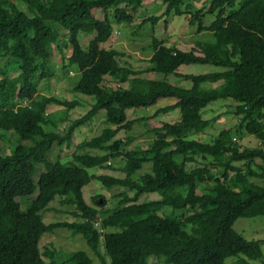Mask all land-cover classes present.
<instances>
[{
    "label": "trees",
    "instance_id": "obj_1",
    "mask_svg": "<svg viewBox=\"0 0 264 264\" xmlns=\"http://www.w3.org/2000/svg\"><path fill=\"white\" fill-rule=\"evenodd\" d=\"M144 1L0 0V129L19 140L10 153H0V264H57V251H42L41 239L58 229L81 235L96 255L103 246L102 264H147L151 255L157 264H227L232 257L264 263V240H249L234 229L239 218L264 217V184L253 181L264 182V0H212L202 7L194 0H162L164 11L144 18L135 33L148 39L142 50L151 53L148 65L137 69L125 52L101 45L114 34L111 10L116 24L129 26ZM173 16L188 17L189 25L211 32L213 40L190 41L185 50L157 38L156 27L166 31ZM144 27L150 31L143 35ZM80 33L94 35L86 49ZM191 64L219 69L180 72ZM151 72L163 78L144 76ZM108 76L116 87L105 84ZM53 78L74 81L72 93L93 96L85 115L70 120L65 113L61 122L49 112L52 106L68 111L82 104L42 94L41 81ZM185 80L190 88L179 84ZM161 98L177 101L153 116L128 117V110ZM220 99L236 102L237 125L209 142L191 138L212 125L204 111ZM175 109L178 121L155 120ZM100 111L107 123L100 134L75 144L69 157L46 158L56 144L71 147L76 130ZM64 121L69 124L60 131ZM137 123L152 138L145 148L134 145L137 137L129 133ZM122 130L130 136L118 137ZM242 135L256 137L260 145L242 146ZM145 164H151L147 171ZM97 168L124 176L93 173ZM92 181L126 190L113 208H106L101 193L90 204L84 188ZM35 193L23 209L18 198ZM154 193L160 198H141ZM57 198L73 208L77 220L45 222L43 214ZM69 261L94 264L85 250Z\"/></svg>",
    "mask_w": 264,
    "mask_h": 264
},
{
    "label": "rangeland",
    "instance_id": "obj_2",
    "mask_svg": "<svg viewBox=\"0 0 264 264\" xmlns=\"http://www.w3.org/2000/svg\"><path fill=\"white\" fill-rule=\"evenodd\" d=\"M212 0H194L195 4L198 7H202L205 5H208ZM165 9V5L163 4L162 0H145L143 6L138 10V12L135 14V21L132 23V25H125L116 24L113 16V9L111 10L110 19L114 26V34L113 39L108 43V45L112 44L116 45V48L120 50H125L127 52L129 51H138L139 54H135L136 59H132L131 61L137 64V66L145 67L148 65L147 60V52L144 54L143 47L146 46L148 39L142 38L140 35H136L138 32H140L141 23L144 18L147 16H150L152 14L159 15L161 14ZM98 18H104L103 14L98 12L97 13ZM211 20V17L206 18L207 25L209 21ZM116 29H119L122 33L121 35L116 33ZM150 31V28H143L142 34L148 33ZM136 33V34H135ZM151 35V33H150ZM149 35V36H150ZM156 37L159 39H163L165 41H168L169 43H174L177 41L179 45L184 47L185 50H189L187 46H183V42H194L197 41H208L213 40V34L211 32H204V33H198L197 32V26L189 25L188 17L186 16H173L169 19V27L165 31L163 30L162 26L156 27ZM89 36V37H88ZM146 36V34H145ZM94 37V35H86L85 33H80L79 40L83 46L84 49L87 48L89 41ZM106 46V45H105ZM55 55L59 58L58 55V49L56 45L54 46ZM71 49L70 47L66 48V52L70 53ZM140 56L144 59L142 60ZM141 61V62H140ZM60 67V66H59ZM180 71L183 73H190V74H202L207 72H212L218 70L219 68H215L211 65H202V64H191V65H182L180 68ZM14 74V72H12ZM16 74V73H15ZM58 74L62 75L63 72H58ZM71 75L74 74V72L70 73ZM145 76H148V74H145ZM158 77L159 79H162L163 76L158 73H153L149 77ZM74 85V81H73ZM68 80L58 81L55 78L50 80H43L40 84V90L42 94L50 95L53 94L57 97L66 99V100H73V99H79L82 101L80 106L66 110L62 106H52L50 110L52 112L56 113V117L59 121L63 122L61 118H63V115L66 113L70 120L77 119L83 115L86 114V112L91 108V104L94 103L93 96L88 95H81L72 93L70 91V87L73 86ZM123 85V84H122ZM217 85V84H216ZM113 86H117L116 84H113ZM47 87V88H46ZM89 103V104H88ZM167 102L161 101L158 105L159 106H165ZM236 102L228 99V100H217L213 103H211L204 111V118L212 119V125L201 134H195L190 136L191 138L200 139L205 142L212 141L218 133L226 128L234 127L237 125V117L234 113V106ZM156 106H150L149 107H140L138 110H128L127 114L130 119H135L137 117H149L148 115H151L153 112H155L152 108ZM181 117L180 110L176 109L173 111H170L168 113H160L155 116L156 121H162V122H168V123H174L178 121ZM65 123V121H64ZM62 124V123H61ZM69 122L65 125H61V128L59 130H64V126L68 125ZM107 127V123L105 121V111H100L98 115L88 124L79 127L75 132V137L73 140V145L71 147H68L67 145L58 146L57 144L54 146L53 151L49 152L47 155L48 160H53L56 158L52 157H60V158H66L69 157L70 154L75 149V144L78 142H81L83 140H89L92 137L98 135L101 133L103 128L105 129ZM137 137V141L134 142V145H138L141 147H147V145L151 142L152 138L148 137L146 134V127H144L143 123H137L135 127L133 128L132 132H129ZM128 131L122 130L119 132L118 137L120 138H127L129 137ZM13 134H8V132L0 129V153L8 154L12 151L13 147L18 144L19 140L18 137H13ZM237 141L245 147H254L259 146L260 141L252 136V135H242L237 136ZM75 142V143H74ZM26 144H30L29 141H24ZM49 155L51 158H49ZM62 162H67V160H62ZM114 163V162H113ZM116 164V161H115ZM151 164H145L143 171H147L148 168H150ZM193 166V165H191ZM189 165V167H191ZM44 165L39 164L38 169L44 170ZM94 171L93 173L96 174H109L114 175L118 177H123L124 174L120 173L119 171H114L113 169L110 171L104 170L102 168L92 169ZM109 172V173H106ZM38 174L36 173V178ZM254 182L258 184H264V182L261 179H253ZM98 181H92L90 184H88L84 188V194L87 199V201L90 204L92 203V197L96 194H103L107 198V205L106 208H113L115 204L118 203L119 197H117V194L120 192L126 190L125 188L120 187H113L112 189H107L104 186L99 184ZM203 190H198V192L201 194ZM130 196L133 195L132 192L129 191ZM37 197V193H35L31 197H24V198H18V202L22 206L23 209H26L28 204L32 202ZM142 200L144 199H158L160 198V195L158 193L154 194H143ZM60 199L57 198L55 201L51 202L50 208L48 211H46L43 214L44 220L47 223L56 222V221H68L73 222L76 219V217L73 216L71 213L73 211V208L67 207L65 205L60 204ZM169 210L171 208H168ZM234 229L242 234L245 238L249 240H264V217L257 216L253 218H239L234 223ZM46 248H49L50 250H56L57 251V264H72L71 261H69V257L72 255V253H75L79 250H85L88 252V254L93 259L94 264H102L101 256L105 257V249L102 246L101 247V254L96 255L91 251V249L88 247L85 239L78 234H73L71 231H68L67 229H58L54 233H45L42 236L41 239V249L44 251ZM262 251L264 253V243L261 245ZM46 261H49L48 258L44 257ZM106 261H108L107 257L105 258ZM158 259L156 256L151 255L148 258L147 264H157ZM240 258L238 257H232L228 258L226 263L227 264H244L241 262ZM246 264H264L262 261L258 260H250L246 258Z\"/></svg>",
    "mask_w": 264,
    "mask_h": 264
},
{
    "label": "crops",
    "instance_id": "obj_3",
    "mask_svg": "<svg viewBox=\"0 0 264 264\" xmlns=\"http://www.w3.org/2000/svg\"><path fill=\"white\" fill-rule=\"evenodd\" d=\"M98 17V16H97ZM101 19V18H100ZM103 19V18H102ZM116 32L118 33L119 32V34L121 35V31L119 30V29H116ZM113 39V38H112ZM112 39H110L109 41H107V42H105V43H103L102 45H101V47L102 48H110V46H112V44H110V45H108V43H110V41H112ZM169 43V42H168ZM174 43H177V41L176 42H174ZM178 44V43H177ZM106 45V46H105ZM183 46H187L188 48H191V46H192V43L191 42H188V43H186V42H183ZM113 47L114 48H116V45H113ZM178 47L180 48V49H184V47H182L181 45H179L178 44ZM118 49V48H117ZM120 50V49H119ZM122 52H125L127 55H128V57H126V59H128L137 69H142V68H145V67H142V66H137V64H135L134 62H132L131 60L132 59H136L135 58V54H139V52L138 51H129V52H127V51H125V50H121ZM144 54H146V52H144ZM147 57H148V59H149V57L151 56V53H149V52H147ZM140 55V54H139ZM140 58L142 59V60H144L141 56H140ZM141 62V61H140ZM181 72V71H180ZM183 73V72H182ZM151 74H153V72H151V73H148V76H145V74H144V76L145 77H147V78H151V79H158V77H149V76H151ZM183 74H186V73H183ZM56 80H58L57 78H55ZM58 81H62V80H58ZM105 84H107V85H112L113 86V84H116V83H113L111 80H110V77L108 76V77H106L105 78ZM181 86H184V87H187V88H190L191 86H192V82L191 81H181L180 83H179ZM117 85V84H116ZM122 86H128V83H124ZM47 88V87H46ZM53 95V94H52ZM74 100V99H73ZM161 101H163V102H167V104L165 105V106H168V105H172V104H174L177 100L176 99H173V98H161V99H159L158 101H157V103H155L154 105H152V106H156V107H151L155 112L158 110V109H160V108H163V107H165V106H159L158 104L161 102ZM150 108V107H149ZM176 110V109H175ZM49 112H52V110H50ZM155 112H153L151 115H148V116H153L154 114H155ZM64 125L65 124H67V123H63ZM61 125L62 124H60V128H61ZM104 170H107V171H109L110 169H104ZM111 171V170H110ZM106 173H109V172H106ZM114 176V175H113Z\"/></svg>",
    "mask_w": 264,
    "mask_h": 264
}]
</instances>
